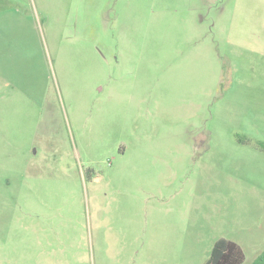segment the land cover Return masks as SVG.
<instances>
[{
  "label": "rangeland",
  "instance_id": "rangeland-1",
  "mask_svg": "<svg viewBox=\"0 0 264 264\" xmlns=\"http://www.w3.org/2000/svg\"><path fill=\"white\" fill-rule=\"evenodd\" d=\"M0 264L264 251V0H0ZM8 74V75H7Z\"/></svg>",
  "mask_w": 264,
  "mask_h": 264
},
{
  "label": "crops",
  "instance_id": "crops-1",
  "mask_svg": "<svg viewBox=\"0 0 264 264\" xmlns=\"http://www.w3.org/2000/svg\"><path fill=\"white\" fill-rule=\"evenodd\" d=\"M32 23L22 14L15 12L0 13V71L8 72L14 60L23 61L33 58V48L26 42L25 31ZM8 75V74H7Z\"/></svg>",
  "mask_w": 264,
  "mask_h": 264
},
{
  "label": "trees",
  "instance_id": "trees-1",
  "mask_svg": "<svg viewBox=\"0 0 264 264\" xmlns=\"http://www.w3.org/2000/svg\"><path fill=\"white\" fill-rule=\"evenodd\" d=\"M244 260L245 254L236 242L219 238L214 243L209 259L203 264H243ZM253 264H264V251Z\"/></svg>",
  "mask_w": 264,
  "mask_h": 264
}]
</instances>
